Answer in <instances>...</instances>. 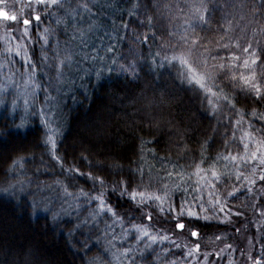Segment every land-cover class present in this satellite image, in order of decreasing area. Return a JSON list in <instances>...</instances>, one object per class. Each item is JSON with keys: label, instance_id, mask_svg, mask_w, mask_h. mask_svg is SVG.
Segmentation results:
<instances>
[{"label": "trees", "instance_id": "trees-1", "mask_svg": "<svg viewBox=\"0 0 264 264\" xmlns=\"http://www.w3.org/2000/svg\"><path fill=\"white\" fill-rule=\"evenodd\" d=\"M113 2L114 18L111 22L118 29V33L116 32L115 42L111 43L115 46L114 53L109 54L111 67L104 69L98 81L89 82V89L86 92L76 90L75 102L67 101L63 106L64 114L56 142L57 154L64 158V166L66 168L74 166L82 173L101 175L111 188L120 179L127 180L133 175L130 169L135 170L142 166L144 170V162H147L154 172L173 171L176 165L180 166L176 168L177 171L181 168L192 171L197 164H200L201 169L209 168L218 155L224 156L229 150L231 152L236 149L242 150L241 131L234 127L233 122L242 121L241 128L255 129L256 133H259L258 128L264 125V100L257 101L246 91H242V83L231 87L226 81L217 79L215 83L209 81V87L216 91L215 85H220L224 89L221 95L227 94L232 102L218 101L196 86L182 82L179 75L182 69L179 63L175 66L156 68L149 53L161 52V55L170 56L174 54V50L168 47L169 44L177 45L181 36L186 34L191 37L194 31L196 37L200 38V43L212 55L224 57L228 54L223 47H217L215 43L217 41L222 45L228 44L229 50L240 54L232 42L236 41L243 45L247 37L251 36V32L247 31L246 34L245 29L251 17L239 19L247 10L229 16V19H232L229 25L222 19L226 14L225 10L219 7L223 0H131V3L130 0H113ZM201 2L207 6V23L194 18L192 5ZM132 3L138 4L139 7L134 9V14L130 16L129 9ZM29 10L25 9L24 13L33 12ZM227 11L233 12L232 9ZM21 14L18 13L17 16L21 18ZM40 15L41 21H32L28 29L29 38L24 39L30 57L36 62L39 60L38 51H45L44 55L50 58L52 50L61 46L53 40L51 45L39 49L40 41L36 31L39 30L40 23L47 24L53 32L58 31L52 18L45 16L43 11ZM5 23L0 24V32H6ZM8 24L15 30V36L19 37L20 25L17 22ZM221 26L227 31H221ZM145 36L148 38L147 42L144 40ZM258 41L257 46L264 48V35H260ZM1 45L2 42L0 58H5L11 53H6ZM162 48L166 51L162 52ZM180 50L182 47L175 51ZM204 55L207 56L208 52H204ZM48 62L51 63V60ZM129 65L135 68V74ZM257 71H264V63ZM206 95L213 99L215 109L205 99ZM16 113V110L13 113L0 110V189L7 182L21 178L28 187L37 185L53 187L54 182L59 180L61 185L68 186L69 192L73 193L80 187L92 191V181L86 175L62 174L60 167L54 166L44 145V130L37 114H29L26 124L18 129ZM249 124L252 128L248 127ZM234 131L235 137L232 135ZM81 155L87 159L81 160ZM12 159H17L19 163L13 164ZM163 162L167 165L165 170L159 169L162 168ZM144 174L146 177L145 172ZM135 175L132 187L144 185L146 178L142 181L139 173ZM232 175L233 180L221 179L218 183L213 180V186L210 185L202 193L200 191L195 193L199 197L194 194L185 196L184 200L195 209L202 211L197 204L203 205L201 217L205 218H192L190 224L199 233L208 234L215 227V222L210 219L216 218L217 214L219 218L223 216L205 204L207 202L197 203L196 199L217 197L220 203L237 210L249 202L243 194L246 182L236 183L234 174ZM234 184L241 187L232 197H228L227 192L233 190ZM54 188L62 192V188L56 185ZM28 190L30 192L19 194L0 192V264H88L92 257H100L101 247L98 245L100 236L98 229L102 222L100 218L95 227L91 222L87 224L79 222L87 207L78 208L66 216H53L52 210L35 212L29 199L32 191ZM193 197L196 199L193 200ZM107 199L115 213L124 217V225H128V220L134 217L133 223L145 224L148 228L149 221L143 218L142 211H137L135 204L126 196H121L117 191L110 194ZM227 213L230 214L229 211ZM207 214L211 218H208ZM233 215L231 216L234 221L240 218ZM226 226L232 233L236 231V226L230 223ZM232 235L235 236V233ZM188 239L191 238L187 237L186 240ZM180 243L190 247L188 242ZM162 247L161 244L159 246L154 244L152 249L144 254L141 262L156 264L151 259L161 255ZM183 248L185 251V247ZM183 248L176 249L181 253ZM169 252L172 250L169 249ZM259 254L264 255V245ZM166 257L169 259L172 256L165 254L159 261L165 264Z\"/></svg>", "mask_w": 264, "mask_h": 264}, {"label": "snow or ice", "instance_id": "snow-or-ice-1", "mask_svg": "<svg viewBox=\"0 0 264 264\" xmlns=\"http://www.w3.org/2000/svg\"><path fill=\"white\" fill-rule=\"evenodd\" d=\"M34 3L37 10L32 12L31 19L19 18L15 13H10L4 7H0V20L4 22H17L20 25L21 30V35L19 37L15 36V30L8 23H5L4 25L5 31L12 32L13 38L15 39H28V29L33 20L41 21V11H43L45 16L49 18L55 16L54 23L57 25L58 31L53 33L51 29L45 28L43 30L44 34L40 37L45 46L51 45L53 40L59 45L61 43L60 37H64L63 52L53 51L51 63H46L50 59L47 55L41 57L43 66L49 68L53 73V75L49 76L50 83L48 88H44L43 85L36 83L34 76L39 66L32 63L30 60L26 64L21 65L29 70L27 77L23 80V86L20 83L13 81L17 89L23 87L27 92L32 93L33 100L29 101L26 99L24 103L25 105L31 103L33 114L43 115L45 117V127L48 128V125L54 123L58 117V100L57 97L50 94L49 89L59 93L66 87L71 88L74 83L72 73L83 71L80 67L81 64L90 61L91 65L89 71H95L97 77L103 73L106 65L101 63L100 67H95L96 62H103L105 57L100 54V50L96 45L89 47V38L100 26L97 13L93 12V8L97 6L95 0H34ZM3 4H5V0H0V5ZM29 7H32L31 0ZM138 7V4L132 3L131 8L129 9V15H133V10ZM192 7L194 9V18L202 23H207V6L201 2L199 4H193ZM219 7L225 10L226 14L222 19L229 25L232 23V19H229V16H233V13L235 12H243V10L246 9L247 12L240 15L239 19L245 20L246 16L251 17L245 25L246 34L247 31H250L251 36L247 37L243 45H240L236 41L232 42L240 54L229 50L230 46L228 44L222 45L217 41L215 42L217 47H223L228 51V54L224 57L212 55L211 52L200 43V38L196 37V34L193 31L191 37L186 34L181 36L180 42L177 45L169 44L168 47L173 48L174 50V54L170 56L166 54L161 55V52H150L149 55L152 64H154L156 68H164L167 65L175 66L179 63L182 69L179 73L182 82H187L189 85L196 86L199 90L204 91L218 101L223 100L227 103L232 102L227 94L221 95V93L224 92V89L221 88L220 85H215L216 91H214L212 87H209V81L215 83V80L217 79L226 81L227 85L231 87H235L237 84L242 83V91H246L248 95L254 97L257 101L264 100V71H257L260 65L264 63V48L257 46L259 43L258 37L264 35V0H223V3L219 5ZM228 9H232L233 12H228ZM85 14H87V16ZM149 26H151V20H149ZM124 27L126 28L127 25H124ZM220 30L224 32L227 31L223 26H221ZM112 31L118 33V29L115 27H113ZM106 35L112 40L117 39V37L111 36L110 33ZM169 35L171 36V33H169ZM147 39V36H145V42H147ZM100 40L101 43H104L103 37H100ZM181 47L182 50L179 52L175 51L177 48ZM5 51L6 53L14 52L17 57L20 56L19 46L16 50L8 47ZM103 51L106 54L114 53V44H105ZM161 51L164 52L166 49L162 48ZM204 52H208V55L205 56ZM15 62L14 59H11L7 61V64L14 65ZM113 63H115V60H113ZM128 67L131 68L132 73L135 74V68L132 67V65H129ZM5 68L6 65L0 64V70H4ZM16 74V72L12 73L13 76ZM20 75L21 77H24V73H20ZM80 78L83 79V77ZM35 89L44 90V102L49 105L48 108L42 109L38 113L35 110L34 103ZM3 91L7 93L9 88L4 87ZM209 95H206L205 99H207L209 105L215 109L216 104L213 103V99L209 98ZM11 103L15 106L16 100L13 99ZM253 115H255V113H253ZM233 124L234 127H237V129L242 132L240 143L242 144L243 152L234 154L229 150L227 155H218L213 164L209 165L207 171L217 183L221 179H224L225 181L233 180V176L230 175V162L232 167H235L237 170L234 177L236 183L244 181L246 182V186L255 185L258 181L264 183V136L257 139L253 134L256 131L255 129H253V133H249V131L240 127L242 121L238 120L233 122ZM23 126V121H21V124L16 125L18 129ZM248 127L252 128V125L249 124ZM232 135L235 137V131ZM245 140H247V142H245ZM44 145L49 152L51 160L54 162V166H59L62 174L86 175L88 179L92 181V191L86 192L84 189H79L76 193L69 192L68 186L61 185L59 180L54 183L57 187L62 188L63 203L68 204V200L71 198V200L75 202V206L78 208H91L92 205H96V208L89 212L88 216L82 221V223L87 224L91 222L95 227L98 224L97 218L101 214L106 216L111 214L110 219L112 222L105 223L104 231L106 238L109 233L111 234V239L108 240L110 247H116L112 241L117 239L121 241L120 248L112 253V258L119 261V264H124V262H127V264H137L138 250L142 253L146 249H151L152 245L157 243L163 244L167 241L176 248L187 247V245L176 243L174 238L176 232L162 233L161 231H156V234H152V231L147 230L143 224L133 223L132 219H134V217L128 220V226L125 227L124 217L115 213V210L109 205L107 199L110 194L116 193L117 191L121 196H126L130 202L135 204L137 211H142L144 219L149 221L152 220L151 212L143 211L151 208V211H158L162 214L168 215L170 217L169 222L173 225V228L180 233L188 230L189 238L193 239V243L189 251L183 254L185 260H187L188 257H193L194 253L200 252V244L194 239L199 236V232L194 226L189 229L192 218H200L198 213L192 211L190 206L188 210L185 211L184 205L188 204L187 200L182 201L179 205H174L169 202V187L164 177L173 180L174 188H178L179 183L186 182V174L183 172L182 168L180 171L176 170L177 167H180L179 165L174 166L173 171L165 170L164 177H159V173H157L161 185L157 191L146 192L141 185H137L135 188L132 187L133 181L136 179L135 173H139L142 181L145 179L142 166H138L135 170L130 169V172L134 173L133 175L129 176L127 180L123 178L120 179L109 188L105 179L101 175H93L91 172L82 173L79 168L74 166L67 168L64 166V158L57 154V142L54 139L50 128L46 132ZM80 159L85 160L87 158L81 155ZM12 163L18 164L19 161L17 159H12ZM217 165H220L223 171H218L216 167ZM196 170L197 172L201 171L200 164L196 165ZM235 191L236 189L233 187L232 191L227 192V196L232 197ZM247 191L251 192V187H248ZM195 199L196 197H193V200ZM166 202L169 203L167 208L164 207ZM215 203L218 205L220 199L217 198ZM226 206L227 205H225V207ZM72 207L73 205L69 204V209ZM197 207H200L203 211L202 204H197ZM61 210L64 211L63 207ZM224 211V207L219 208L220 213H224ZM221 222L223 223V221ZM117 226L121 229L119 235H117L116 232ZM237 231H239V229H237ZM216 239H220V237L218 236ZM142 245L143 247H141ZM226 247L231 248V245H227ZM162 251L167 254L169 249L163 248ZM216 254L219 255V253ZM97 259L98 257H94L88 262V264H96ZM249 259H252L253 264H264V255L255 258L249 257ZM109 264H111V261H109ZM167 264H176V262L168 260Z\"/></svg>", "mask_w": 264, "mask_h": 264}, {"label": "rangeland", "instance_id": "rangeland-1", "mask_svg": "<svg viewBox=\"0 0 264 264\" xmlns=\"http://www.w3.org/2000/svg\"><path fill=\"white\" fill-rule=\"evenodd\" d=\"M30 0H5V4L0 5V7H4L7 11L10 13H15L16 15L18 13L21 14V18H29L31 19V12L24 13L25 9H30L31 11H34L32 9L36 8V5L34 3V0H31L32 7H29ZM96 7L93 8V12L97 13V17L100 23V26L98 27L97 31L89 38V47L92 45H96L97 48L100 50V54L105 57V60L103 62L97 61L95 67H100L101 63L105 64V68L111 67V61L109 54L104 53L103 48L105 44H111L115 42V40L110 39V37L106 34H111V36L116 37V32H113V24L111 20L114 18L113 13V0H95ZM29 10V11H30ZM87 16V14H85ZM49 18V17H48ZM54 21L55 16L51 17ZM36 22L35 20H33ZM5 23L4 21H0V24ZM9 23V22H6ZM33 23V22H32ZM56 25V24H55ZM57 26V25H56ZM45 28H48L47 24H41L39 30L36 31V35L39 38V49L43 48L45 45L43 41L40 39V37L44 34L43 30ZM55 33V32H53ZM100 37H103L104 43H101ZM62 38V40H61ZM61 46L59 49L55 48L53 51H60L63 52L64 49V43H63V36H61ZM0 42H2V45L4 49L11 47L13 50H16L19 46L20 48V56H15L14 52L9 54L5 58H0V64L6 65V68L4 70H0V110L4 109L5 112H14V110L17 111V125L21 124V121H23V124H26V118L29 114L32 113V107L31 103L28 105H25L24 101L27 99L29 101L33 100V95L31 92H27L26 89H23L21 87L20 89H17L15 87V83L13 81L20 83L23 86V80L27 77V74L29 72L28 69L22 67V64H26L29 62V60L38 65L35 72L34 79L36 83L43 85L44 88H48L49 86V76L53 75V73L49 70V68L44 67L43 63L41 61V57L45 54V51H38L37 55L39 56V60L37 62L35 59L30 57L29 48L25 45L24 39H20L19 41L17 39L13 40V34H8L6 32H0ZM1 45V48H2ZM55 45V44H54ZM51 52V53H52ZM52 57V56H51ZM50 57V60H51ZM14 59L16 62L14 65H8L7 61ZM50 63V62H46ZM91 65V62H86L84 64H81V68L83 71L74 72L72 73V76L74 78V83L71 86V88H65L59 93L52 91L49 89V92L52 96L57 97L58 103H57V109H58V117L55 120L54 123H51L48 125V128L45 127L46 120L43 115H37L39 118V122L43 127L44 130V139H46V132L50 128L52 130V134L54 139L56 140V135H58L59 130L61 129L60 126L62 124L63 119V106L67 101L75 102V96L74 93L76 90L81 91H87L89 89L88 83L89 82H96L99 80V78L102 76V74L97 77L95 71H89V67ZM42 68V69H41ZM104 68V69H105ZM18 70V72H17ZM13 72H16L17 74L15 76L12 75ZM20 73H24V77H21ZM47 76V78L45 77ZM80 77H83L81 79ZM54 86V85H53ZM4 87H8L9 91L5 93L3 91ZM45 92L43 89H35V110L36 112H40L42 109H46L49 107V105L45 104L44 102ZM16 100V105L14 106L11 102L12 100ZM246 129V128H245ZM260 130L259 133H253V129H249V133H253L254 136L257 139H260L262 136H264V125H261V128H258ZM242 135V132H241ZM241 138V136H240ZM247 142V140H245ZM76 146V144H75ZM78 147V146H76ZM81 149V147H78ZM25 149V148H23ZM242 150H234L232 153H242ZM227 155V154H225ZM238 162V161H237ZM223 163V162H221ZM147 164V166H146ZM144 165V172L146 173V180L144 182V185H142V188L146 192H152L157 191L160 188V180L157 177V173H159V177H164V172H154L151 171L149 168V165L147 162L143 163ZM167 165L163 162L162 168H159L161 170H165ZM218 171H223V169L220 167V165H217ZM229 167L231 168V173H236V168L232 167L231 163L229 162ZM191 169V168H190ZM208 168L201 169V171L197 172L196 166L195 168L191 169L192 171H186L183 170L185 175V181L178 184V188L173 187V180L168 179L167 177H164V179L168 183L169 187V202L174 205H179L182 201H184L185 196L188 194H194L200 191L202 193L203 190H206L207 187L210 185L213 186V179L210 175V173L207 171ZM180 171V170H179ZM230 173V175H232ZM247 174V173H246ZM233 176V175H232ZM190 177V179H189ZM151 181V183H150ZM241 185V184H240ZM55 186V185H54ZM53 187H49L48 185H37L28 187V185L22 181L21 178H17L16 180H12L7 182L6 185H4L0 192L3 194H19L24 193L26 191H29L30 189L32 193L30 194V203L33 207V210L35 212H44L47 210H52V215H60V216H66L70 215V213L75 212L78 210V207L75 206V202L69 198L68 204L63 203V193L58 192ZM233 187L237 190L239 187L238 184H234ZM244 195L249 200L244 206L240 207V210L230 208V206H226L222 203H219L218 205L215 203L216 198L210 197L208 199H196L197 203H202V201H205L216 209V211H219V208L224 207L225 211L224 213H220V216L223 217L219 218V215L217 214L216 218L210 219L211 221L215 222L214 228L208 233L203 235L202 233H199V236L197 238H194L196 242L200 244V252L194 253L193 257H188L187 260L184 259L183 254L187 253L189 249L191 248V245L193 243V239L189 238V232L188 230L183 231L180 233L178 230H175L173 228V225L169 222L170 217L166 214H162L158 211H151V208L145 209L143 211L151 212L152 220H148L147 226L145 228L147 230L152 231V234H156V231L163 232H176L175 240L177 244H180V242H188L190 247H185V251L183 248V252L180 253L175 247L172 245L170 246V243L165 241V244L163 247L161 243H157V246L161 244L162 249L167 248L171 249L172 252L167 253V255H171L172 257L168 260H173L176 262V264H253L252 259H249V257H259V251H261L264 240L261 241L262 234H264V183L257 182L255 185H249L244 186ZM251 187L252 191H247V188ZM82 189L81 187L77 189ZM233 189V188H232ZM77 191L73 192L76 193ZM87 191V190H84ZM15 192V193H14ZM17 192V193H16ZM30 192V191H29ZM199 193V192H198ZM235 193V192H234ZM175 195V197H173ZM210 195L207 194V197ZM219 195V194H218ZM197 196V195H195ZM199 197V196H197ZM176 198L177 200H175ZM120 203H122L120 201ZM69 204H72L73 207L69 209ZM194 205V202H193ZM169 206V203H165L164 207L167 208ZM189 206L191 207V210L198 213L200 218L202 211H199L194 208V206H191L190 203L184 205L185 211L188 210ZM63 207L64 211L61 210ZM82 208V207H81ZM96 208V205H92L91 208H87L85 211L83 218L79 220V222H82L85 220V218L88 216L89 212H91L93 209ZM231 209V210H230ZM230 212L228 215L227 212ZM238 213V215H237ZM132 214V212H130ZM237 215L240 218L237 221H234L232 219L231 215ZM111 214L109 215H103L101 214L98 218L101 219V223L99 224L98 232H100L98 245L101 247V255L96 260V264H109V261H111V264H119V261L114 260L112 258V253L116 252L118 248L121 246V241L119 239L112 241V243L116 246L115 248L110 247L108 244V240L111 239V234L109 233L107 238L105 236V223H111L112 220L110 219ZM231 216V217H230ZM234 216V215H233ZM208 218H211L209 214H207ZM97 218V219H98ZM219 218V219H218ZM218 219V220H217ZM208 220V219H207ZM208 220V222L210 221ZM223 221V223L221 222ZM90 223V222H89ZM227 223L236 226L235 236L232 235L233 233L228 230ZM127 227L128 225H124ZM219 226V228H218ZM158 229H156V228ZM193 227L189 225V229ZM218 228V229H217ZM152 229V230H151ZM156 229L155 231H153ZM239 229V231H237ZM120 227L117 226L116 232L117 235L120 234ZM188 235V236H187ZM220 237V239H216V237ZM180 241V242H179ZM187 244V243H186ZM227 245H231V248L226 247ZM134 246V245H133ZM153 246V245H152ZM143 247V245L141 246ZM152 249V248H151ZM150 249H146L144 252L140 253L138 250V258H137V264H143L141 262L142 257L145 253H147ZM159 250H161L159 248ZM216 253H219L217 255ZM165 256V253L162 251L160 256H155L153 259H151L152 262H156V264H164L160 262L159 260L163 259ZM94 257H92L93 259ZM91 259V260H92ZM167 261L165 264H167ZM71 262V260H70ZM160 262V263H157ZM69 263V262H68ZM145 263V262H144ZM70 264V263H69ZM124 264H127V262H124Z\"/></svg>", "mask_w": 264, "mask_h": 264}]
</instances>
